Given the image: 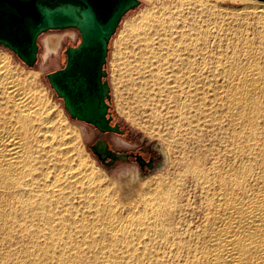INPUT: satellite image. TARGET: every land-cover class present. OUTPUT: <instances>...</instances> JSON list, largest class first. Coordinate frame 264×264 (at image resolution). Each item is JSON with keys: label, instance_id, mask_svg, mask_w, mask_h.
Returning <instances> with one entry per match:
<instances>
[{"label": "bare ground", "instance_id": "bare-ground-1", "mask_svg": "<svg viewBox=\"0 0 264 264\" xmlns=\"http://www.w3.org/2000/svg\"><path fill=\"white\" fill-rule=\"evenodd\" d=\"M245 12L264 26V5ZM150 20L128 25L141 75L124 76L135 96L171 108L173 171L142 190L135 166L109 177L111 190L90 188L43 99L0 55V264H264V62L224 49L196 70L188 44L185 58L168 34L152 45ZM61 38H44L43 64Z\"/></svg>", "mask_w": 264, "mask_h": 264}, {"label": "rangeland", "instance_id": "rangeland-1", "mask_svg": "<svg viewBox=\"0 0 264 264\" xmlns=\"http://www.w3.org/2000/svg\"><path fill=\"white\" fill-rule=\"evenodd\" d=\"M257 4L259 6L264 5V0H140L139 7L129 12L122 19L115 35L109 43L106 72L107 80L110 85V112L113 118H115L126 131L125 136L127 140L121 138L128 142V145H114L125 150H132L138 145V142L134 140H140L150 145L152 149L158 150V152L164 151L166 155V162L163 161L162 168H155L154 171L143 179H139L141 183H143L139 187V190L149 188V186L151 187L156 180L160 178L164 179L169 172L173 171V167L169 166L168 162L170 155L167 153V143L162 138L163 133L168 128L166 123L167 121L170 122L172 114L168 112L171 111V108L170 110L166 108L167 106H165L162 98L157 97L155 101H152L144 96L137 97L129 90L128 81L125 82L124 75L128 68L131 69L134 63H137L141 53L140 44L134 43L129 37V23L135 20V18L138 19L143 14L149 13L151 15V36L154 34L150 39V42L153 41L152 45L156 47L159 38H165L169 35V37L173 38L172 45L181 49L179 56L187 57V52L183 48L188 44L187 48L192 53L191 58L194 61L193 66L196 70L202 67L201 65L205 62V66L208 64L211 65L212 63L209 62L208 58L215 57L219 51L224 49L227 51H242V54L245 52H253L255 60L259 58V60L256 61L262 65L264 62V26L260 24V21L257 20L254 15L245 12L246 5L257 6ZM161 26L166 27L165 30H162ZM65 31L68 30L50 31L39 37L38 43L40 48L38 61L33 68L25 67L12 52L2 47H0V55L6 57L9 68L13 72L18 70L17 72L21 75L22 73L25 74L23 77L31 84V87L33 85L32 88L34 91H37V95L43 99L44 108L49 112L53 125L56 126L58 124V127L56 126L58 130L62 128L60 132L69 142V145H67L69 147L66 146V148L69 150L71 158H73L72 166L77 170L81 169L83 173L87 172L85 173L86 175L89 173L87 175L88 180L90 175L93 177V180H89V182H91L90 188L93 187L96 189L105 185L109 186L111 190L112 182L109 180V177L117 180L118 171L128 166H134L135 164L117 163L116 166L111 169H106L102 166L88 148L94 136L97 134L96 129L85 123L70 119L63 109L62 101L55 96V93L49 87L45 77L48 72L57 70L63 66V50L65 47L68 45H75L79 41L77 32L75 34V40L72 41L71 38H68V34ZM168 32L171 33L169 34ZM68 33H70V31ZM51 35L62 36L63 39L61 38L62 40L59 43L57 54H54L43 64V41L44 38ZM185 42L187 43L185 44ZM190 43L194 45V47L191 46ZM192 48H194V50H192ZM247 49L248 51H246ZM162 51L171 53L172 47L164 50L162 49ZM171 57L172 55L169 57V60ZM200 57L204 58V63ZM162 62L163 61H160V63ZM176 63H178L177 60ZM171 65L172 63L168 62V64H164L163 67ZM174 67L177 68L178 66L176 67L175 65ZM130 71L132 73V81L140 80L139 76L141 74L138 71L133 69ZM172 79L171 77L169 80L172 81ZM154 113L156 114L154 115ZM52 117L54 119H52ZM81 128H84L85 136H82L80 131ZM128 139H130V141H128ZM153 141L160 143L161 148L153 144ZM98 177L101 178V181ZM94 180L96 183L99 180L98 184H96ZM84 187H86V184Z\"/></svg>", "mask_w": 264, "mask_h": 264}, {"label": "water", "instance_id": "water-1", "mask_svg": "<svg viewBox=\"0 0 264 264\" xmlns=\"http://www.w3.org/2000/svg\"><path fill=\"white\" fill-rule=\"evenodd\" d=\"M139 5L140 0H0V47L12 52L25 67L33 68L41 35L76 31L79 41L63 50V66L45 75L49 87L70 119L89 125L99 134H122L110 112L106 62L109 43L122 19ZM152 143L161 148L160 143ZM88 148L106 169L127 156L118 152L122 148L110 149L101 137ZM159 154L158 169L165 161V152ZM145 176L139 173L141 179Z\"/></svg>", "mask_w": 264, "mask_h": 264}, {"label": "flooded vegetation", "instance_id": "flooded-vegetation-1", "mask_svg": "<svg viewBox=\"0 0 264 264\" xmlns=\"http://www.w3.org/2000/svg\"><path fill=\"white\" fill-rule=\"evenodd\" d=\"M113 124V123H112ZM119 129L123 131L122 134H99V132L96 130L97 134L94 136L92 143L93 144L97 138H103L108 143V147L110 149L115 146V137L125 138L127 140V137L125 136L126 131L123 129V127L119 124ZM110 136V137H109ZM112 137V140H111ZM121 138V139H122ZM125 141V140H124ZM130 141V139H128ZM138 142V145L135 149L132 150H120L118 152L126 154L125 161H116L112 166H110L108 169H111L112 167L116 166L117 163H124V164H135L134 166L139 169L138 171L143 175H148L152 171L157 168V164L160 162V154L158 150L152 149L150 145L143 143L140 140H134ZM126 142V141H125ZM128 144V142H126ZM90 144V145H91ZM115 144V145H114ZM124 146V145H119ZM139 159L140 162L137 160ZM108 161V159L106 160ZM150 162V165L148 163Z\"/></svg>", "mask_w": 264, "mask_h": 264}, {"label": "built area", "instance_id": "built-area-1", "mask_svg": "<svg viewBox=\"0 0 264 264\" xmlns=\"http://www.w3.org/2000/svg\"><path fill=\"white\" fill-rule=\"evenodd\" d=\"M70 31V33H68ZM65 32H67V34H68V38H71V40L72 41H74L75 40V34H76V31H74V30H68V31H65ZM63 39V38H62ZM61 39V40H62ZM60 40V41H61Z\"/></svg>", "mask_w": 264, "mask_h": 264}, {"label": "trees", "instance_id": "trees-1", "mask_svg": "<svg viewBox=\"0 0 264 264\" xmlns=\"http://www.w3.org/2000/svg\"><path fill=\"white\" fill-rule=\"evenodd\" d=\"M56 96V95H55ZM57 97V96H56ZM58 98V97H57ZM115 119V118H114ZM116 120V119H115Z\"/></svg>", "mask_w": 264, "mask_h": 264}]
</instances>
